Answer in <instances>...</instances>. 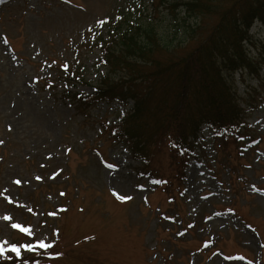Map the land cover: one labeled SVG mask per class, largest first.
<instances>
[{"label":"rangeland","instance_id":"rangeland-1","mask_svg":"<svg viewBox=\"0 0 264 264\" xmlns=\"http://www.w3.org/2000/svg\"><path fill=\"white\" fill-rule=\"evenodd\" d=\"M151 4L0 3V243L7 240L5 248L23 240L16 245L20 256L53 249L70 253L66 262L58 258L55 264H264V171L257 172L264 148L247 159L230 140L223 152L217 133L203 126L202 149L173 180L176 202L169 205L167 190L157 182L159 174L171 177L169 151L156 143L145 169L115 130L104 126L116 123L133 101L126 107L100 102L83 110L64 93L68 86L59 77V61L77 67L85 78L67 91L83 96L96 91L106 71L98 64L99 44L109 39L112 25L125 30L150 24L164 43L175 45L198 21L182 5L176 14L165 8L153 14ZM251 35L246 47L260 73L239 71L231 82L247 123L264 137V23L256 21ZM125 72L114 76L119 79ZM149 102L153 105L152 94ZM229 157L231 165L241 168L232 177L224 166ZM232 181L242 190L234 209ZM255 186L261 189L255 192ZM41 242L49 247L40 248ZM15 257L6 253L0 260Z\"/></svg>","mask_w":264,"mask_h":264},{"label":"trees","instance_id":"trees-1","mask_svg":"<svg viewBox=\"0 0 264 264\" xmlns=\"http://www.w3.org/2000/svg\"><path fill=\"white\" fill-rule=\"evenodd\" d=\"M217 1L152 0L153 14L163 8L176 14L182 5L188 15L198 19L188 26L185 40L175 45L164 43L150 24L125 30L112 25L113 33L101 44L99 65L106 67V72L97 90L90 96L69 92L83 110L100 101H133L117 134L145 169H149L150 154L160 142L158 146L169 151L173 162L169 181L180 178L195 155L203 124L217 131L224 150L230 140L240 145L245 137H253L231 79L238 71L260 73L246 45L251 41L254 22L264 23V0ZM212 16L215 19L207 22ZM116 71L127 74L116 79ZM59 74L69 85L85 82L81 71L61 62ZM151 94L153 105L149 102ZM231 185L240 196V185ZM54 256V252L45 251L0 260V264H40L53 261Z\"/></svg>","mask_w":264,"mask_h":264},{"label":"snow or ice","instance_id":"snow-or-ice-1","mask_svg":"<svg viewBox=\"0 0 264 264\" xmlns=\"http://www.w3.org/2000/svg\"><path fill=\"white\" fill-rule=\"evenodd\" d=\"M0 3H3V0H0ZM4 42L7 43L6 40ZM0 143H3V142L0 141ZM16 182L19 183V181H16ZM118 198L121 201L132 199L131 196H118ZM4 219L5 220H10L11 218L10 217H4ZM12 226L15 227V228H19L21 231H28V229L22 228L20 224H13ZM6 244H8L7 240H5L2 243H0V255H5L6 253H15L18 257L20 256L21 253H20V248L19 247H17L15 244H13L10 248H5ZM25 247L27 248L28 251L33 250V246H31V245H26ZM39 247L40 248H48L49 245L41 242L39 244Z\"/></svg>","mask_w":264,"mask_h":264}]
</instances>
